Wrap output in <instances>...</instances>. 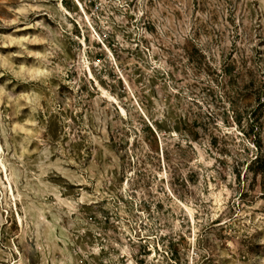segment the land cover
Wrapping results in <instances>:
<instances>
[{
	"label": "rangeland",
	"instance_id": "1",
	"mask_svg": "<svg viewBox=\"0 0 264 264\" xmlns=\"http://www.w3.org/2000/svg\"><path fill=\"white\" fill-rule=\"evenodd\" d=\"M0 264H264V0H0Z\"/></svg>",
	"mask_w": 264,
	"mask_h": 264
},
{
	"label": "trees",
	"instance_id": "2",
	"mask_svg": "<svg viewBox=\"0 0 264 264\" xmlns=\"http://www.w3.org/2000/svg\"><path fill=\"white\" fill-rule=\"evenodd\" d=\"M263 162V160L262 159H260L257 163H262Z\"/></svg>",
	"mask_w": 264,
	"mask_h": 264
}]
</instances>
